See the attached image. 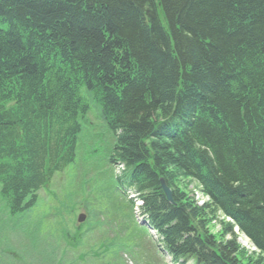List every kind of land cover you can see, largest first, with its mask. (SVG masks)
<instances>
[{"label":"trees","instance_id":"trees-1","mask_svg":"<svg viewBox=\"0 0 264 264\" xmlns=\"http://www.w3.org/2000/svg\"><path fill=\"white\" fill-rule=\"evenodd\" d=\"M81 87L119 131L111 159L128 167L174 259L264 264V0H0V197L11 215L72 161L89 105ZM217 213L232 220L214 232ZM66 233L50 244L43 234L47 249L31 239L3 264H63ZM71 240L62 252L76 258L89 242L77 228Z\"/></svg>","mask_w":264,"mask_h":264},{"label":"rangeland","instance_id":"rangeland-1","mask_svg":"<svg viewBox=\"0 0 264 264\" xmlns=\"http://www.w3.org/2000/svg\"><path fill=\"white\" fill-rule=\"evenodd\" d=\"M100 111L99 104L89 98V109L80 123L81 130L77 138L74 160L62 170L55 172L42 188L50 196L40 190L37 200L26 210L23 219L16 214L11 215L0 202V247H7L16 252L26 249L34 235L39 232L37 236L40 237V232L47 229L36 227V223H40L44 218L43 224L47 222L50 227H53L58 221L63 226L61 230L67 232L64 240L59 239L60 247H56L55 254V257L59 255L57 259L61 257L63 264H81L77 257L83 258L84 264H167L168 258L152 246L153 241L145 235L134 234L135 229L131 222L129 231L139 239L132 237L128 239V229L125 226L126 221L130 219L128 206L121 198L123 196L119 197L117 194L115 190L117 183L114 179L115 176L121 175L123 166H117L115 161L109 160L113 137L103 122ZM222 159H226L225 155ZM138 204L139 202L136 201V207L132 208L131 212L139 221ZM84 208H88L92 218L88 219L86 225L98 219L100 226L87 237L89 244L78 247L75 258L70 252L63 254L62 250L67 245L65 240L69 241V237L74 236V225L70 221L75 224V213L84 212ZM216 218L221 220L219 216ZM213 226L216 232L219 231V223L214 222ZM143 231L146 233V229L143 228ZM241 237L237 236L236 241L244 245ZM101 238H108L111 242H115L116 239L125 244L124 251L128 250L127 244H129V250L124 252V246H122V249L119 248L118 251L113 246L114 254L112 255L110 245L106 244L102 248L105 252H101V245L92 246V243L95 241L97 243ZM47 248L48 245L42 240L39 249ZM94 253H99L102 260L91 259ZM3 261L5 262L4 255L0 259V264Z\"/></svg>","mask_w":264,"mask_h":264},{"label":"bare ground","instance_id":"bare-ground-1","mask_svg":"<svg viewBox=\"0 0 264 264\" xmlns=\"http://www.w3.org/2000/svg\"><path fill=\"white\" fill-rule=\"evenodd\" d=\"M82 88H84V87H81L80 88V90H79V92L80 91H83V92H85V93H88L87 91H86V89L84 88V89H82ZM92 99V98H91ZM93 100V99H92ZM94 101V100H93ZM88 104H89V100H88ZM88 107H89V105H88ZM83 114H81L80 116H79V119H78V121H79V123H82V120H84V118H83ZM201 193V192H200ZM198 206H201V205H198ZM236 235V237L237 236H242L241 238H244L245 239V244L242 246V248H244L247 252H252V251H254L255 250V248H253L252 249V245L248 242V241H246V237L244 236V235H239V234H235Z\"/></svg>","mask_w":264,"mask_h":264},{"label":"water","instance_id":"water-1","mask_svg":"<svg viewBox=\"0 0 264 264\" xmlns=\"http://www.w3.org/2000/svg\"><path fill=\"white\" fill-rule=\"evenodd\" d=\"M149 140L146 141V143H148ZM161 187H162V190L166 196V198L168 200H171V193H170V190L168 189V187L165 186V184L163 183V181H161Z\"/></svg>","mask_w":264,"mask_h":264}]
</instances>
